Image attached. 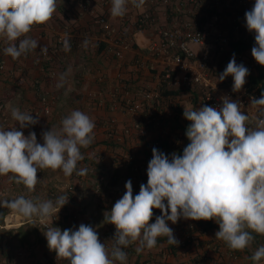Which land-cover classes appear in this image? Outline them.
I'll return each instance as SVG.
<instances>
[{
	"label": "clouds",
	"instance_id": "obj_1",
	"mask_svg": "<svg viewBox=\"0 0 264 264\" xmlns=\"http://www.w3.org/2000/svg\"><path fill=\"white\" fill-rule=\"evenodd\" d=\"M128 3L129 0H112L111 16H124ZM131 3L141 8L145 0ZM56 7V0H0V39L8 44L5 54L18 59L37 47L46 54L47 47L27 34L34 25L50 21ZM245 21L247 30L255 34L251 55L264 66V0H255L251 10L245 12ZM64 43L65 50H70L67 39ZM249 74L243 64L236 63L233 54L218 80L232 76V91L239 92ZM221 100L219 108H184L183 116L190 121L186 130L190 143L183 154L173 153L169 158L153 148L147 183L140 185L135 196L131 180L125 183L123 196L110 212L104 213V222L115 227L111 250L101 243L94 227L83 223L76 230L63 231L45 225L49 250L69 264H125L127 253L122 248L130 244L138 242V253L154 248L161 236L167 237L169 244L178 245L168 221L175 224L181 218L215 221L219 225L215 238L232 250L249 247L253 232L264 235V93L259 99L251 98L250 103L260 108V116L254 121L244 114L240 102L227 96ZM11 116L19 129L38 123L19 108H11ZM249 123L255 126L249 127ZM94 128V121L80 110L64 117L59 129L43 132L42 144L37 142L35 132L25 136L16 127H0V175L11 173L10 179L30 193L38 183V170H62L66 177L74 172L86 175L87 169L77 170V163L84 159L81 148H87L94 140ZM67 203L65 195L57 197L55 203L21 195L0 201V207L43 223ZM154 209H159L161 215L152 223ZM262 258L264 245L251 260L259 262Z\"/></svg>",
	"mask_w": 264,
	"mask_h": 264
},
{
	"label": "crops",
	"instance_id": "obj_2",
	"mask_svg": "<svg viewBox=\"0 0 264 264\" xmlns=\"http://www.w3.org/2000/svg\"><path fill=\"white\" fill-rule=\"evenodd\" d=\"M56 4V11L51 20L46 24L34 25L27 34L28 37L36 39L41 46H46L47 51L57 44L58 38H63V43L59 47L58 52L49 51V58L52 60L49 75L46 74L48 69L45 63L46 59L38 58L41 47L22 54L18 59H13L4 52L8 44L5 40L0 39V61L4 64V75L1 78L7 80V73L15 78L20 77L22 74L25 78L24 84L20 86L22 92L20 94L21 105L19 109L28 114L38 109L40 113L39 96L52 94L55 97V103L53 112L50 114L51 119L48 117L49 120L47 119V121L49 123L53 121L54 123H52L53 125L51 124L50 128L59 129L61 120L64 117L73 110H80L90 116L95 123L94 130L97 129L102 135L111 128H116L118 133L132 134L135 128L143 126V124L141 125L140 122V124H134L137 123L138 119L134 118L132 111L135 112V110L129 109L128 101L135 102L138 100L136 91L139 85L144 86L146 84L148 87H156V81L152 73L149 72L147 64L148 53L146 48L149 44L148 39L139 38L138 33L133 34V30L128 29L126 32L129 34L128 40L130 44L140 43L139 45L137 44L139 48L132 47L124 52L122 59L116 58L112 54L111 44L101 39V33L95 21L100 15H109L111 23L118 25L116 17L111 16L110 7L101 4L99 0H56ZM65 39H67L70 48L67 51L65 50ZM195 49H197L195 50L196 52H199L201 48L195 47ZM40 66H43V68H40ZM127 79L135 83L133 84V89L129 93H125L126 90L124 93L119 92L118 89L123 83L122 80ZM5 80L3 81L8 89L11 87L12 79ZM125 87L127 86L125 85ZM188 98V95L184 96L181 94L174 101L179 103L181 99L185 101ZM159 107L161 106L150 108L146 116H144L147 118L148 125L146 131L152 128V130L156 131L165 129V127L162 128L158 125V117L153 119V123H150L148 119L149 116L158 114L155 111ZM201 107L202 105L198 104L196 109L198 110ZM39 115L44 116L42 113ZM165 125L170 132L173 130L186 132L187 130V128L180 129V126L177 125L172 129L169 126V122ZM182 125L185 126L183 122ZM39 126H36L34 130L36 137L38 136L37 140L42 138L41 133H43ZM156 126H159V128L156 129ZM114 131L117 132L116 130ZM99 139L96 140L98 143H95L96 146L101 143L108 146L105 143V135ZM124 142V146L131 148V152L138 156L139 161L136 160V156L133 158L131 156L127 159L123 157L117 158L116 155L121 151L120 149H115L122 146ZM124 142L115 143L113 151L109 146L106 149L101 147L99 152L102 155L99 162L97 161L98 167H101L102 164L109 167V171L106 174V177L108 176L107 181L110 182L111 186L116 183L117 186L120 185L118 188L120 193L117 194L119 197H122L126 191L125 183L128 180L135 183L133 187L134 196L135 186L140 182L136 179L132 180L131 176L126 174L127 172L123 169V166L125 168L129 165L135 167L139 176L137 179H141L143 174L147 175L149 163L146 154L148 153L147 145L150 143L142 138L133 139V145L127 139ZM89 146L91 147L92 145ZM185 147V143L182 147H177L176 145L177 150H173V153L182 155V149ZM142 157L145 158L141 161ZM133 161L139 162L138 164L141 168L131 164ZM129 168L133 171V168ZM119 169L124 171H119ZM159 213H161L159 209H154V215L159 216ZM192 223H194V220L183 218L179 219L175 224L168 221V226L173 230L174 237L179 241L178 245L169 244L168 240H166L167 237L161 236L157 238V244L152 249L144 248L138 253L136 251L138 242L122 248L127 253L125 264H249L251 258L247 253L253 255L252 251L238 250L240 252L238 254L236 250L230 249L222 240L215 238L219 225L215 229L203 232L201 236L195 234L192 239L188 238L189 229L193 228ZM170 246L174 249L171 250ZM114 264H120V262L115 261Z\"/></svg>",
	"mask_w": 264,
	"mask_h": 264
},
{
	"label": "built area",
	"instance_id": "obj_3",
	"mask_svg": "<svg viewBox=\"0 0 264 264\" xmlns=\"http://www.w3.org/2000/svg\"><path fill=\"white\" fill-rule=\"evenodd\" d=\"M99 2L111 8L112 0H99ZM169 7L172 12L168 11ZM220 10L225 13L230 12L231 18L227 14L221 15ZM249 10L251 7L247 0L234 3L233 0H145L141 8H136L129 0L126 14L122 17L130 18L129 27L134 28L133 34L143 33L148 37L147 64L149 72H154L152 75L156 81L154 89L138 90L137 102L128 101L130 108L133 110L143 108L145 103L148 104L158 96L157 87L161 82H165L168 88L174 90H191L195 89L194 87L202 89L203 95L200 99L202 107L219 108L222 105L221 97L227 96L232 101L240 102L244 114L249 116L250 121L258 118L260 108L254 107L250 102L251 98L259 99L261 95L256 91H248L249 75L242 90L233 92L232 76L229 75L223 81H219L218 77L224 69L216 71L212 67L216 55L231 51L227 29L248 35L254 34L246 27L245 12ZM97 19L95 21L101 39L111 44L114 57L122 59L124 52L132 48L129 40L124 38V33L128 30L126 26L124 27V19L118 21V25L111 23L109 15H100ZM225 20L229 22L226 26L223 25ZM137 22L140 29L134 26ZM62 43L63 38H58V50L55 47L54 53L59 51ZM193 46L201 48L200 51L196 52ZM48 57V51L46 54L40 52L38 55L39 59ZM236 58L249 70V73L259 66L249 52L247 55L237 53ZM1 67L4 68V64ZM17 82L20 85L24 84L25 78L22 74ZM39 100L40 113L47 118L50 117L55 103L54 95L42 94ZM35 111V115L40 114L38 109ZM248 126L255 125L249 123Z\"/></svg>",
	"mask_w": 264,
	"mask_h": 264
},
{
	"label": "rangeland",
	"instance_id": "obj_4",
	"mask_svg": "<svg viewBox=\"0 0 264 264\" xmlns=\"http://www.w3.org/2000/svg\"><path fill=\"white\" fill-rule=\"evenodd\" d=\"M137 35L139 36V38L144 37V39H148L147 36H145L143 33H138ZM192 48L195 49V46H193ZM248 52L251 55V50H249ZM18 78L19 77H17V79ZM16 82L15 80H11V87L7 89L5 87L6 83L0 81V127H2L4 130H10L16 127L18 130L23 131L25 136L29 135L30 132H34L36 126L39 125V128L43 132L48 131L51 124L54 122L52 121V123H49L47 121V119L49 120L50 117L47 118L46 116L35 114L32 115V117L38 120L37 124L29 125L24 129H19L18 122L15 121L11 116V108H19V106L21 105L20 94L22 90L20 86L22 85L17 84ZM144 86L147 85L145 84ZM125 88L128 87H125V83H121L120 89H118V91L124 93L126 90ZM150 88L154 89L153 87ZM181 91L182 95H188V97L190 96L188 93H186V90ZM181 101L184 100L181 99ZM176 102L177 101H173L172 103L176 104ZM146 111L148 112L149 108L146 109ZM155 112L158 113V115L160 114L158 118H161L158 125L162 128L165 127V129L162 131L152 130L153 128L149 129V131H146L147 118L144 117L146 116V114H144V110H142L141 108L135 109V112L132 111V114L134 115V118L138 119V121H136L137 123L134 124L136 125L140 122L141 125L143 124V126L135 128V131L132 134L118 133L116 128H111L107 131V133H103V135H105L106 140L110 135L116 137L115 143L117 144L119 142L122 143L126 141V139L132 144L133 139L135 138L145 139V141L152 144L153 141H155L159 137H171L172 142L176 141L177 147H182V145L186 141L185 132L176 130L170 132L168 131V127L165 125V120L174 118L176 116V114L173 112V107H171V103L163 101L161 103V107H159ZM159 126H156V129H158ZM114 130H116L117 132H115ZM94 131V141L92 146L81 148V153L84 156V159L77 163V170L82 168H87L89 170V172H87L86 175L82 177H78L75 172L71 176L66 177L63 174L62 170H38V183L35 186V191L30 193L22 184L18 185L10 179L12 175L11 173L6 176L0 175V201H3L5 199H15L16 197L23 195L26 198L32 199H35L36 197H39L40 200L50 199L55 203L57 197L66 195L68 193V189L70 187L73 188L72 199L68 201L67 207H65L64 205L57 215L52 216L43 223L38 218H34V221H29L23 216L13 213L8 208L1 207V209H5L7 212L4 217L3 224H0V264H69L68 260L57 258L56 253L49 250L47 246V240L44 235V232L46 231L45 225H47L48 227H58L61 229V231L65 229L76 230L82 223L85 225H90L94 227L98 232L101 243H105L106 246L110 248L109 250H111L113 245L112 238L115 233V227L112 224L104 222V213L110 212L114 203L121 198L117 195L120 193V189H118L120 185L117 186L116 183L111 186L110 182L107 181L108 176L106 177V174L109 171L108 166L102 164L101 167H98L97 163L99 162L100 156L102 155V153L99 151L101 150V147H105L106 149V147L108 148V146L101 142H99L101 143L100 145H95V143L98 144L96 140H98L103 135L99 133L97 129ZM39 140H37V142L42 144L43 138H40ZM150 144L148 146H150ZM124 145L125 142L119 148L115 149L111 146H109V148L112 151L114 149H120L121 152L116 155L117 158L123 157L127 159L131 156L132 158L135 157L136 154L134 155L131 152L132 149L126 148L127 146ZM169 154L172 155L173 152H169ZM144 158L145 157H142L141 161ZM136 160L139 161L138 156H136ZM138 163L139 162L133 161L131 164H135L136 166ZM129 167H132L133 171ZM129 167L126 166L125 168L123 166V169H125L127 172L125 173L127 175H130L132 180L136 179L138 181L139 179H137V177L139 176L137 175L136 168L132 165H129ZM123 169H119V171H124ZM137 184H140V182ZM134 185L135 183L132 181V186L134 187ZM135 189L136 195L139 193L140 185L135 186ZM160 215L161 213H159V216ZM150 222L154 223L155 219ZM28 224H30V227H28ZM21 229L25 230L23 231V234L24 232L26 233L25 236L19 235L20 232L18 230ZM199 233L196 232L195 234L197 236H201L202 233ZM26 239L29 241L30 245L27 243H23ZM255 264H264V258H262Z\"/></svg>",
	"mask_w": 264,
	"mask_h": 264
},
{
	"label": "trees",
	"instance_id": "obj_5",
	"mask_svg": "<svg viewBox=\"0 0 264 264\" xmlns=\"http://www.w3.org/2000/svg\"><path fill=\"white\" fill-rule=\"evenodd\" d=\"M240 0H233V3L234 2H238ZM249 1L250 3V7L252 8L253 5H254V2L255 0H247ZM224 3V2H223ZM223 3H222V6H223ZM172 9L169 7L168 8V11L172 12L171 11ZM219 12H221V15H225L227 14V16L229 18H231V13L230 12H227L225 13L223 10H220ZM175 15V14H173ZM125 17H116V21H120L123 20ZM95 20H98L97 18ZM130 18L127 17L126 19H124V27L126 26V29H129V30H133L134 28L132 26L129 27V24H130ZM139 22L135 23V27L137 29H140L139 28ZM228 21L225 20V22L223 23V25H228ZM227 29V28H226ZM227 35H228V38H229V47L231 49L230 53H221L219 55H216L215 57V61H214V70H218V69H224L226 68L227 64L229 63V61L232 59L233 57V54H235V60H236V63L239 61V64H240V60L236 58V54L237 53H245L246 55L248 54V51L252 49L253 46H255V40H254V35L255 34H251V35H248V34H244L240 31H236L234 29H227ZM128 33H124V38H127L128 39ZM58 46L59 45H55L54 47L51 48V50L49 51H52L53 50V53H54V49L56 47V49L58 50ZM133 48H138L137 44H132L131 45ZM48 51V52H49ZM50 54V52H49ZM46 61V65H47V70H46V74H50V66H51V61L50 60L51 58H45ZM3 65V62L0 61V78L2 75H4L3 73V69L1 66ZM152 72V71H151ZM154 73V72H152ZM52 74V72H51ZM7 80L5 79H2L0 81L4 82L3 80L5 81H8L10 79L18 81L17 78H15L14 76H11L10 74L7 73ZM10 78V79H9ZM138 80V79H137ZM123 83H125V85L128 87L126 89V92L129 93L130 90L133 89V81H130L129 79L127 80H122ZM18 84V82H16ZM142 87V88H141ZM195 89H187L186 93H188L190 96L187 100L185 101H181V102H176V104H173L172 102L174 101V99L181 95L182 94V91L181 90H174V89H170L167 87L166 83L165 82H161L158 87H157V90H156V93L158 94L157 97H155L151 102H149L148 104L145 103L142 110H144V114H146V109H150L154 106H161V103L162 101L164 102H170L171 103V107H173V112L176 114V116L174 118H171V119H167L165 120V123L167 124L169 122V125L171 126V128L173 129V127L175 125L177 126H180L181 128H188V126L190 125V121L186 120V118H184L183 116V112H184V108H191V109H196V106L198 104L201 105V97L203 95V90L200 89L199 87H194ZM247 88H248V91H256L259 95H261L262 93H264V66H261L259 65L255 71L251 72L249 74V77H248V83H247ZM145 90V91H150V87L148 89L147 86H142V85H139V88H137V91L136 93H138V90ZM30 115H34V112L32 111L30 113ZM160 116V114H155V115H151L148 117L150 123H153V119L155 117H158ZM161 118H158V121H160ZM181 122V123H180ZM182 122L184 123L185 126L182 125ZM145 126V125H144ZM148 125L146 124V127ZM171 135V134H170ZM185 135H186V132H185ZM115 140H116V137L110 135L107 137V140L105 141V143H107L108 146H111L113 147V145H116L115 144ZM190 143V141L187 139V136H186V141H185V144L187 146V144ZM93 142L90 144L92 145ZM148 153L146 154V157H147V161L149 159V161L151 160L152 158V149L153 148H156L157 150H159L160 152H163L164 154L168 155L169 158L171 157V155L169 154V152H173V150H177L176 149V141H173L171 140V137H159L157 138L155 141H153L152 144H150V146H148ZM183 150V149H182ZM180 150V151H182ZM139 166V168H141V166L139 164H137ZM129 167V166H128ZM132 168V167H131ZM139 168H138V171H139ZM87 169V168H86ZM137 171V170H136ZM87 172H89V170L87 169ZM138 173V172H137ZM140 175V174H139ZM82 177L84 175H78V177ZM140 180V184L138 185H141L142 183L143 184H146L147 183V175H144L142 176ZM72 195H73V188L70 187L68 189V193L65 195L68 197V201H70L72 199ZM68 203L65 205V207H67ZM157 210V209H156ZM6 210L4 209H1L0 207V224H3V221H4V217L6 215ZM156 218V214L153 216L152 220L153 221L154 219ZM193 226V228L189 229V234H188V238H193V236L195 235L196 232L199 233H203L205 231H209V230H212V229H215L217 227V223L215 221H204V220H200V221H196L194 220V223L191 224ZM28 227H30V224H28ZM29 229V228H28ZM20 232L19 235L21 236H25L26 233L24 232L23 234V231L25 230H18ZM254 239L252 241V243L250 244L249 247L245 248L244 250L245 251H252L253 253L262 245H264V235H260V234H256V233H252ZM167 240V239H166ZM22 241V240H21ZM23 243H27L29 244V241L26 239L24 240ZM30 245V244H29ZM171 250H173L174 248L172 246H170ZM238 254H240V252H238V250H236ZM248 256L251 258V254L247 253ZM256 262L252 261L250 259L249 261V264H255Z\"/></svg>",
	"mask_w": 264,
	"mask_h": 264
}]
</instances>
